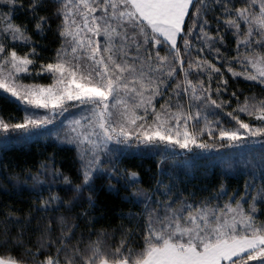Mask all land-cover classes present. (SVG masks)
Segmentation results:
<instances>
[{"label":"snow or ice","instance_id":"6c2138e0","mask_svg":"<svg viewBox=\"0 0 264 264\" xmlns=\"http://www.w3.org/2000/svg\"><path fill=\"white\" fill-rule=\"evenodd\" d=\"M18 7L0 0V96L23 112L0 116V143L54 139L78 166L76 180L46 162L25 178L32 206L0 211V264H264V0H29L40 41ZM33 73L50 83H22ZM130 157L155 161L147 191L120 167ZM197 159L247 177L243 191L185 194ZM97 180L140 207L120 215L129 226L95 228Z\"/></svg>","mask_w":264,"mask_h":264},{"label":"trees","instance_id":"16d2710c","mask_svg":"<svg viewBox=\"0 0 264 264\" xmlns=\"http://www.w3.org/2000/svg\"><path fill=\"white\" fill-rule=\"evenodd\" d=\"M24 7L17 8L14 13L13 20L16 24L27 25L28 32L32 35L34 40L40 41V38L35 35L34 24L31 16L28 14L27 5L29 0H22ZM51 10V7L50 9ZM209 19H212V15H209ZM56 22L52 23V31L47 32L46 38L41 41L42 44L48 45V51L44 52L40 56L41 61H46L51 55L52 50L58 45V38L55 34ZM213 31L215 30V23L213 22ZM226 43L229 45V49L235 46L234 39L231 36L227 37ZM17 51L23 53L27 51V48L17 43ZM39 61L37 62L38 66ZM229 78L230 90H239L244 94H251L255 92L260 95V89L253 87V82L243 81L233 82L230 74L226 73ZM25 84L31 83H50L47 75L41 77H35L33 73L32 77L25 76L23 81ZM1 92V91H0ZM243 99V96L241 97ZM234 106V105H233ZM0 116H3L7 120L10 116L14 119L22 118L23 112L18 107V102H11L0 96ZM245 121L250 120L249 117H241ZM255 122V121H253ZM46 162L49 167L58 168L63 174L77 179L76 168L78 162L76 160V153L70 149L68 145L57 144L54 139L45 138H33L31 141L25 143L16 140H11L7 143H0V211H3L5 207L12 209H18L21 213H26L32 206V200L34 193L29 189L32 187V182L29 180L25 183V178L29 175L36 174L39 171L40 164ZM54 162V163H53ZM193 176L188 183V186L184 188L185 194L190 191H195L197 196H207L214 188L218 187L221 180L225 183L227 189L232 191H243V186L247 177L234 174L225 177L220 176V169L213 170L212 160L210 159H197L194 162ZM121 168H129L140 174L143 179V183L139 186L145 191L149 189L150 181L149 177L156 170V163L150 158H138L130 157L123 160L120 165ZM167 167V165H166ZM41 179L51 183L50 174L42 176ZM113 183H115L113 181ZM123 183V181L121 182ZM63 187L62 184L57 182L53 188L55 191L57 188ZM97 193L96 203L98 210L93 213L97 218L103 216L96 223V229H112L117 228L121 224L129 226L130 222L127 220H121L120 215L127 214L128 212H139L141 209L139 206H134L131 203H125L123 197L129 193L121 189L119 195L107 190V181H96ZM120 187V185H117ZM182 187H184L182 185ZM202 188H207L208 192H200ZM45 191L44 195L47 196ZM35 215H39L38 213ZM95 238V237H93ZM117 241L119 236L116 237ZM33 242L35 237H32Z\"/></svg>","mask_w":264,"mask_h":264},{"label":"rangeland","instance_id":"374dc122","mask_svg":"<svg viewBox=\"0 0 264 264\" xmlns=\"http://www.w3.org/2000/svg\"><path fill=\"white\" fill-rule=\"evenodd\" d=\"M23 83V82H22ZM25 84V83H24ZM0 91L2 92L3 90L2 89H0ZM19 103V102H18ZM38 111H43V110H38Z\"/></svg>","mask_w":264,"mask_h":264}]
</instances>
